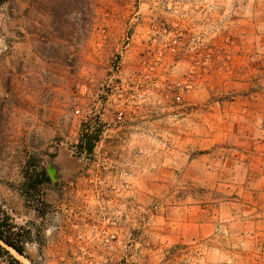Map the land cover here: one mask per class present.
I'll return each mask as SVG.
<instances>
[{"label": "rangeland", "instance_id": "1", "mask_svg": "<svg viewBox=\"0 0 264 264\" xmlns=\"http://www.w3.org/2000/svg\"><path fill=\"white\" fill-rule=\"evenodd\" d=\"M0 206L18 264H264V0H5Z\"/></svg>", "mask_w": 264, "mask_h": 264}, {"label": "trees", "instance_id": "2", "mask_svg": "<svg viewBox=\"0 0 264 264\" xmlns=\"http://www.w3.org/2000/svg\"><path fill=\"white\" fill-rule=\"evenodd\" d=\"M5 3V0H0V7ZM96 137H92L87 133L82 132L79 137V144L77 146L80 150H85L88 153L91 152ZM49 178L43 169H32L31 172L25 174V191L28 194L29 189H36L38 186L45 183H49ZM41 195L38 194L37 199L42 201ZM27 240L24 236V229L14 223L13 219L7 214V212L0 206V243L6 248L14 251L19 256H24V247ZM0 252L4 253L8 257L9 264H18V262L12 258L9 251L0 245Z\"/></svg>", "mask_w": 264, "mask_h": 264}, {"label": "water", "instance_id": "3", "mask_svg": "<svg viewBox=\"0 0 264 264\" xmlns=\"http://www.w3.org/2000/svg\"><path fill=\"white\" fill-rule=\"evenodd\" d=\"M47 173H48L49 177L51 178V180H55L54 179L55 171L53 168H48Z\"/></svg>", "mask_w": 264, "mask_h": 264}]
</instances>
